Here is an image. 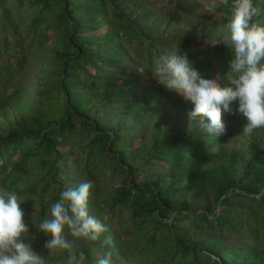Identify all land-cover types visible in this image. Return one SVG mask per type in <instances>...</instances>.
Here are the masks:
<instances>
[{
    "label": "trees",
    "instance_id": "16d2710c",
    "mask_svg": "<svg viewBox=\"0 0 264 264\" xmlns=\"http://www.w3.org/2000/svg\"><path fill=\"white\" fill-rule=\"evenodd\" d=\"M208 2L0 0V56L3 50L10 51L0 66V100L27 62L24 30L32 33L35 43L54 45L53 58L60 64L53 73L55 78H49L54 89L45 96V106L55 116L44 124L11 127L7 135L0 136V189L26 195L21 208L35 251L40 253L49 239L37 225L50 215V206L59 199L60 192L92 181L89 212L109 231L97 241L80 242L79 250L85 255L82 264H95L109 247L123 253L121 257L132 250L139 259L153 251L149 264H264L263 247L258 250L254 245L258 251H253L217 245L223 242L220 234L239 231L246 222L251 224V217L257 226L264 227V135L260 141L250 140L240 171L238 151H232L234 169L228 161L204 165L214 159H227L225 144L229 137L223 134L210 136L203 128L163 135L156 132L147 143L144 133L139 141L135 140L138 135L133 136L143 115L152 118L158 113L168 119L172 108H176L178 116L187 119L194 108L155 79L154 60L162 52L179 51L204 78H219L221 87L232 86L226 74L234 53L223 44H209L227 34L231 9L217 0L215 12L209 13L205 9ZM252 2L258 9L253 22L264 25V0ZM150 18L159 31L175 20L187 19L194 23L191 30L214 21L219 31L203 28L202 35L194 38L176 23L173 36H153L152 27H146ZM103 22L109 27L99 34L96 31ZM183 32L185 35H181ZM141 66L145 69L142 73L137 70ZM49 89L39 88L38 92ZM19 91L21 96L30 94L26 87ZM85 102H93V108H87ZM115 105L118 111L132 116L131 123L106 121V114L114 111ZM92 109H96L94 114L90 113ZM101 109L104 112L100 114ZM232 118L233 113L222 110V120ZM33 168L41 169L43 174L26 187L16 185L22 172ZM107 169L112 173L108 174ZM115 175L120 183L110 187ZM196 187L213 188L214 210L194 207L189 194ZM130 220L139 239L122 252L116 228L126 226ZM205 231L212 236L199 238ZM246 232L260 233L252 226ZM108 235L112 246L104 243ZM262 245L264 240L260 241ZM113 259L120 264L116 255ZM64 262L65 256L59 255L56 264Z\"/></svg>",
    "mask_w": 264,
    "mask_h": 264
},
{
    "label": "clouds",
    "instance_id": "9594fccd",
    "mask_svg": "<svg viewBox=\"0 0 264 264\" xmlns=\"http://www.w3.org/2000/svg\"><path fill=\"white\" fill-rule=\"evenodd\" d=\"M219 3L231 9L228 32L221 41L208 43L223 44L234 53L226 74L232 86L221 87L219 78H204L179 51L159 54L152 73L160 84L194 105L189 116L191 120L198 119L206 134L218 137L225 132L223 110L241 114L246 119L243 132L251 135L264 128V25L253 22L258 9L252 0H232L231 5L229 0ZM216 8L217 0H209L205 5L209 13ZM137 70L142 73L145 69L141 66ZM93 187L92 181H83L62 190L59 199L50 206V215L37 225L49 237L44 247L49 254L64 255V264H82L85 255L79 250L80 242L97 241L109 231L106 224L89 212ZM21 204L15 193L0 189V264H48L46 256L33 249ZM104 243L113 245L111 235L105 237ZM114 255H117L114 248L109 247L95 264H115ZM120 264L126 262L121 259Z\"/></svg>",
    "mask_w": 264,
    "mask_h": 264
},
{
    "label": "rangeland",
    "instance_id": "374dc122",
    "mask_svg": "<svg viewBox=\"0 0 264 264\" xmlns=\"http://www.w3.org/2000/svg\"><path fill=\"white\" fill-rule=\"evenodd\" d=\"M176 23L180 24L178 27H181V25H183V27H181L183 31H190V34L193 35L194 38H199V36L202 35L203 28L207 29L209 27H214V31H216L217 33L219 31L214 21H206L203 24L198 25L196 28L193 27L194 30H191V26L194 23L191 22L190 19H187L185 21L175 20V22H172V24L167 26L163 31H159L157 30L158 28L153 22V18H150V20H146V27H152L151 35L156 36L158 34H161L162 36L166 37L173 36V33H176L177 29L175 30L173 28L176 27ZM108 27L109 24L103 22L96 32L99 34L104 33ZM184 32L181 33V35H185ZM22 33L26 40L23 48L24 51L27 53L28 58L26 64L24 65V68L20 71V73H18V75L14 79H12L10 85L7 86V90L4 92V95L0 100V136L7 135L11 127L32 126L36 123L44 124L46 123V121L55 116V113H53V111L49 107L45 106L47 101L45 96L52 92V90L54 89L53 85L49 81V78H55L53 73L60 66L57 60L53 58L56 48L54 47V45L50 44L49 46L48 43L46 44L44 42L40 44L35 43V38H33L32 33L29 34L26 30H24V32ZM30 43L31 46H29ZM9 55L10 51H8L7 49L2 51V54L0 56V66L9 57ZM11 64L14 65L15 60H12ZM22 87H26L30 94H27L26 96H21L19 94V89ZM47 87L50 89L38 92L39 88L46 89ZM84 105L89 109L93 108V102H85ZM113 107L116 111L111 110L110 114L109 112L106 114L105 118L107 122L111 124L115 121H120L121 123H125L126 125L132 122L131 115L126 114L123 111H118L116 105ZM110 108L111 106L108 107V109ZM171 111L172 115L168 119L161 117L158 113L155 114L152 118L148 117V115H143L142 119L139 121V124L135 126L136 129L133 132L135 133L133 134V136L138 135L135 137V140L139 141L143 136V133L145 137L144 142L147 143L151 141L152 135L156 132H160V134L163 135L164 133L169 132H183L187 129H195L196 131L202 129L199 122H197L196 120H191L190 117L184 119L183 117L178 116V111L176 108H172ZM95 112L96 109H92L90 113L94 114ZM103 112L104 111L102 109L99 111L100 114ZM233 115L234 118H232L231 120H222L225 124L226 129L223 135L229 137L228 142L225 144L226 152L228 154L227 159H214L213 161H207L206 163H204L205 166H213L215 164L223 165V163L228 164V161L230 168L234 169V165L232 163V151H238L241 154V161L237 164L238 171H240L243 168V162H245L244 158L247 157V149L250 146V140L254 138L260 141L263 137L264 128L256 129L251 135L244 134L243 128L246 124V119L238 113H233ZM262 143H264V141ZM141 155L142 154L138 156V160L141 159ZM107 172L108 174H111L112 170L107 169ZM22 173V176L19 177L21 179L16 185L20 187H26L30 185L32 181L37 180L38 177L43 174V171L41 169L36 170L35 168H33V170L30 169L28 173H26L25 171ZM234 173L237 177L240 175V172ZM16 174H14V177ZM118 174L119 173H117V175ZM117 175H115L110 181V187H112L113 184L115 185L120 183V180ZM9 180H12V177H9ZM214 193L215 191L213 190V188H204L200 190L199 187H196L192 191H190L189 197L193 200L194 207L198 208L199 210H204L207 206H209L210 209L214 210L216 208ZM16 195L18 196L20 201H22L26 196H19L18 194ZM257 197H260V195H257ZM238 199L240 198H234V200ZM30 213L31 215H33V213L35 212L32 211ZM251 218V224H248L246 222L245 224H243L239 231L220 234L224 237L222 240L223 242L222 244H219V242H217V245L221 247L233 248L242 247L246 250L252 249L253 251L261 250V247L264 248V245L260 246V241L264 240V227L257 226V224H255L254 217ZM188 222L189 221L187 220L185 222V225H187ZM249 226H252L257 231L259 230L260 233H254L252 235L247 234L246 229ZM116 231L119 233L118 237L122 244V246L120 247V251L122 252H124L126 249L129 250L130 245L139 239L138 235H136V232H133L131 220L126 224V226L116 228ZM220 235L216 234V236ZM205 236L210 237L212 236V233L205 231L199 234V238ZM37 238L39 239L40 236H37ZM254 245L258 250H255ZM39 254L46 256L48 264H56L59 255H61L56 252H52L49 254V251L45 247L41 248ZM122 254L123 253L118 252L116 258L119 261L123 259L126 264H149V262L154 258L153 251L145 253L140 259L132 254V250L131 253L125 255L124 257H121ZM261 259H263V257ZM141 261L143 262L141 263ZM156 264L159 263L157 262Z\"/></svg>",
    "mask_w": 264,
    "mask_h": 264
}]
</instances>
